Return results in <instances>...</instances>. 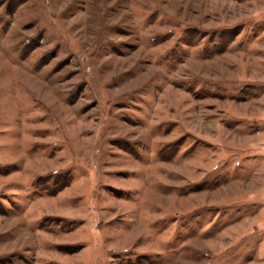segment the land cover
Returning a JSON list of instances; mask_svg holds the SVG:
<instances>
[{
  "label": "rangeland",
  "instance_id": "rangeland-1",
  "mask_svg": "<svg viewBox=\"0 0 264 264\" xmlns=\"http://www.w3.org/2000/svg\"><path fill=\"white\" fill-rule=\"evenodd\" d=\"M0 264H264V0H0Z\"/></svg>",
  "mask_w": 264,
  "mask_h": 264
}]
</instances>
